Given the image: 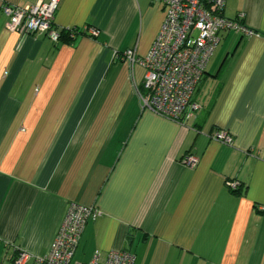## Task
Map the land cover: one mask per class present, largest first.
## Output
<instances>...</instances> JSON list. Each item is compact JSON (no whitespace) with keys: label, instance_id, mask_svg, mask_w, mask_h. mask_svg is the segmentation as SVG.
I'll use <instances>...</instances> for the list:
<instances>
[{"label":"crops","instance_id":"0c3cea01","mask_svg":"<svg viewBox=\"0 0 264 264\" xmlns=\"http://www.w3.org/2000/svg\"><path fill=\"white\" fill-rule=\"evenodd\" d=\"M222 13L255 34L219 32L199 108L173 121L142 108L144 67L121 58L134 45L148 52L161 5L60 0L54 26L99 33L58 42L7 30L0 11V264L20 249L26 264L44 255L74 202L100 212L75 261L127 248L133 264H264V0H225Z\"/></svg>","mask_w":264,"mask_h":264},{"label":"built area","instance_id":"2783aa9c","mask_svg":"<svg viewBox=\"0 0 264 264\" xmlns=\"http://www.w3.org/2000/svg\"><path fill=\"white\" fill-rule=\"evenodd\" d=\"M60 0L38 2L27 9L0 0V11L7 17L5 27L12 32H39L54 42L60 38L59 30L68 32L73 39L76 34H87L95 38L96 27L58 28L53 17ZM164 9L163 21L148 52L139 56L137 46L122 53L131 70L135 65L144 67L143 87L139 92L143 109L156 115L179 121L188 110H197L199 104L193 94L208 60L219 42V32L235 31L244 36H252L255 31L242 21L226 18L222 11L225 0H151ZM212 138L226 145L233 139L225 130H218ZM182 161L193 167L198 159L186 154ZM231 189L238 182L230 181ZM94 205L77 202L70 204L57 232L44 255H34L32 264H133L135 254L127 248L109 249L101 259L96 250L88 262L73 260L74 249L78 244L86 221L99 214ZM29 253L20 249L12 264H26Z\"/></svg>","mask_w":264,"mask_h":264},{"label":"trees","instance_id":"16d2710c","mask_svg":"<svg viewBox=\"0 0 264 264\" xmlns=\"http://www.w3.org/2000/svg\"><path fill=\"white\" fill-rule=\"evenodd\" d=\"M59 33H60V38H62L63 35L67 36L68 37V32H66L65 30H59ZM59 38V40H60ZM70 41H73L71 38H69Z\"/></svg>","mask_w":264,"mask_h":264}]
</instances>
